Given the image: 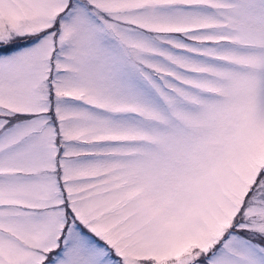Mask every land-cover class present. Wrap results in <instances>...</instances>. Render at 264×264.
Returning <instances> with one entry per match:
<instances>
[{"label":"snow or ice","instance_id":"snow-or-ice-1","mask_svg":"<svg viewBox=\"0 0 264 264\" xmlns=\"http://www.w3.org/2000/svg\"><path fill=\"white\" fill-rule=\"evenodd\" d=\"M0 264H264V0H0Z\"/></svg>","mask_w":264,"mask_h":264}]
</instances>
